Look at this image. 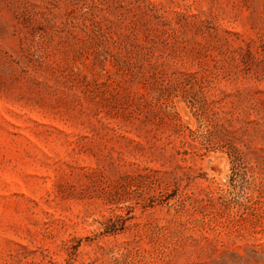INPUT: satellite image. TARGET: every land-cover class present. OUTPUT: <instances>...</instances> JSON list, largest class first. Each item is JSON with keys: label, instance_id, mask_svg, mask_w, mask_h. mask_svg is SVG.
Returning a JSON list of instances; mask_svg holds the SVG:
<instances>
[{"label": "rangeland", "instance_id": "374dc122", "mask_svg": "<svg viewBox=\"0 0 264 264\" xmlns=\"http://www.w3.org/2000/svg\"><path fill=\"white\" fill-rule=\"evenodd\" d=\"M0 264H264V0H0Z\"/></svg>", "mask_w": 264, "mask_h": 264}]
</instances>
